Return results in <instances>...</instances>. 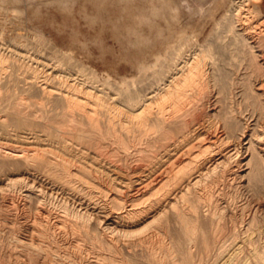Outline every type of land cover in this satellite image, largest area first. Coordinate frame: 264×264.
<instances>
[{"label": "bare ground", "instance_id": "bare-ground-1", "mask_svg": "<svg viewBox=\"0 0 264 264\" xmlns=\"http://www.w3.org/2000/svg\"><path fill=\"white\" fill-rule=\"evenodd\" d=\"M93 1L91 0V2ZM154 1H147V4L149 2L153 10H155ZM261 3L262 0L219 1L218 5L224 9V12L218 19L211 18L213 23V29L210 30L212 31V37L206 38L202 42H200V34L186 36L184 30L187 26L184 29V26L178 25L179 28L176 29L174 40L172 39L168 44L165 43V46L161 49L162 51L157 52V50H160L157 49L156 53L152 54V50L148 52L152 54L150 61L144 58L139 62L140 65L137 64L138 67L141 66V70L145 66H147V71L149 70L146 77L144 76L145 83L141 84L142 86L138 90H136L137 88L134 90L129 88L132 90L130 91L127 87L126 89L123 87L126 90L125 93L124 89L122 90L124 95L120 94L121 91L118 92L119 94L112 92L110 86H108V92L105 93L100 90L101 88L94 90L93 87H90L91 85H79L80 83L77 84L72 81L75 73L70 69L64 71L65 75L61 77L54 75L55 77L51 78V72L56 70V67H52L54 69L50 70L49 73L45 74L44 72L42 75L43 84L37 90L44 97L43 99L50 100V98H54L55 101L58 100L62 104L63 108H60L63 111L59 112V115L61 114L59 118L61 117L62 122L67 120L74 123L78 119L83 122L86 121L85 124L89 125V129L91 128L93 131L92 133L95 136H101V138L102 135L109 137V135L114 134L115 140L118 141L116 142L120 144L118 148L123 151L121 152L122 156H120L121 162L122 159L125 160L127 157L126 151L130 148V142L135 140L139 143L142 136L145 137L146 154L143 158L146 161L147 170L143 171L137 168L138 166L134 169L132 167V174L135 175L136 173L137 175V173L142 172L143 175L140 174L131 178L133 175L130 173V178H128V174V177L125 176L128 179L125 180L109 175L111 189L105 187L104 190L101 188L102 190L98 193L103 194L105 198L107 197L110 200L112 204L110 211L88 207L89 203L93 204L91 202L93 195L92 197L89 196L90 193L88 196H82L85 200L75 197L77 199V210L70 211L67 205L66 207L61 206V212L58 215L56 214L53 219H50L49 214L41 208L42 203L45 202L42 201L45 198L43 191L40 188L30 189L29 185L25 186V189H23L24 198L26 202L33 205V216L31 215L32 218H28L25 216L27 213H25V217L20 222L21 225L19 224L17 235L11 234L12 227L6 225L8 233L10 232L9 237L12 239L10 241L5 240L7 242L5 248L2 249L3 246H0V264H264V217L260 218L261 216H259L261 207L264 204V13ZM150 6L148 5L147 8ZM93 7H95L94 11L97 8L100 9L97 5ZM152 18L153 16L150 19L152 20ZM156 25L158 26V24L150 22L147 29L153 30L152 27H156ZM14 44L11 46L19 52L18 54L16 52V55H19L18 57L26 56L24 50L17 48ZM161 44L163 46V42ZM134 47H136V44ZM44 57L35 54L32 59L46 67L47 62L45 63ZM48 59L50 60V58ZM2 68L0 67V69ZM2 71H4V68ZM11 72L13 71L11 70ZM23 73H20L22 77ZM14 75H11V77L13 78ZM27 75L26 77H28ZM7 76L10 78L9 73ZM8 78H6L7 82H9ZM35 78L30 77L29 81L26 80L28 84L26 83L25 89L34 88L33 91L36 90ZM53 78L58 81L60 87L49 84L51 80L54 83ZM139 78L141 77L139 76ZM14 80L16 82L19 79L14 78ZM90 81V77H87L82 82L83 84L92 83ZM58 83L56 82V84ZM0 84L2 83L0 82ZM8 86L10 85L8 84ZM117 88L119 89V87ZM25 89L21 91L27 93L29 89L28 91ZM118 89L113 88V90ZM102 94L104 96L112 95L111 101L115 104L112 106L105 104L102 101L103 97L101 98ZM7 95L9 96V94ZM34 103L36 105V102ZM10 104L14 105V103ZM20 104H18V108H20ZM17 107L15 104V110L18 109ZM32 107L34 106L32 105ZM22 111L23 109L21 111L17 110L14 121L16 120L18 124L27 125L30 121L24 114L28 111L25 112L26 110H24L25 113ZM22 113L24 114L21 116ZM56 114L58 115V113ZM79 120L78 123H80ZM4 125L5 123L0 119V126L3 127ZM28 127L30 128V126ZM78 127H80L79 124ZM116 127L119 128V132ZM75 128L77 127L75 126ZM1 130L3 129H0L1 139L7 140L11 137L8 131ZM81 131H78L79 133L76 131L75 135L83 139L85 135ZM131 132L132 134L129 135ZM23 133L28 134V131ZM86 135L88 136V133ZM90 135L92 136V134ZM26 136L20 137L21 139L16 143L24 144L22 142L23 138H29ZM91 136L86 138L88 146H81V148L87 150L93 148L94 150L100 147L89 146ZM47 141L50 142V139H47ZM27 143L32 144L31 146H40V143H31L28 140L25 145H28ZM133 150L138 153L141 152L142 148L140 151L136 148ZM30 152L32 154H24L23 152V155H15V157L23 159L26 166L35 167L34 169L42 172L44 175L41 176L47 177L50 182L52 179L53 184L63 194L65 192L80 194L81 187L79 188L76 185L74 178H88L86 175L92 173V170L102 171L100 169L102 166L96 162L98 155L95 152L93 156H89L90 159L87 156L89 160L84 158L85 156L83 157L85 163L72 155L69 144L68 146H57L53 149H44L40 146ZM4 153L2 157H7L8 154ZM10 155L9 157H14V155ZM140 159L142 160V158ZM117 160L119 159L115 161ZM35 174H37L36 171ZM14 183L17 182L10 180L7 186L11 188L15 185ZM100 185L102 186V184ZM122 188H128L132 192L135 190L136 195L133 193L134 196H131L132 194L127 190L131 195L124 200V195L122 196L121 192L123 194L126 190L123 191ZM57 192L59 193V190ZM144 196H146L145 199H143ZM259 197L262 199V206L259 201L258 203L253 201ZM142 203V207H137ZM99 207L97 206V208ZM111 210H116L113 216H111ZM88 211H95V213L100 214L103 219L99 222L102 223V228L107 232L112 230L113 233L116 229H113L111 225H119L125 218L139 214L143 217L147 214L155 215L151 217L156 222L154 229L147 235V238L144 237V240L137 243L146 251L145 259L138 252L144 261L126 255L120 256L115 243L102 240L99 233L89 226ZM8 217L11 219L10 216ZM171 222L172 225H175V229H172ZM68 232L74 236V241L72 240L74 243L70 248L72 251L67 250L64 237L58 240V237L68 235ZM80 242L89 244L87 249L89 254L92 255L90 259H87L89 256H82L84 251L81 245L83 243ZM133 246L135 247L136 244L134 243ZM127 248H131V246ZM172 252L175 255H172ZM167 255H169V259ZM133 256L138 257L135 253Z\"/></svg>", "mask_w": 264, "mask_h": 264}, {"label": "rangeland", "instance_id": "rangeland-1", "mask_svg": "<svg viewBox=\"0 0 264 264\" xmlns=\"http://www.w3.org/2000/svg\"><path fill=\"white\" fill-rule=\"evenodd\" d=\"M147 1L148 0H99V2H98V0H94L93 1L94 3H93V2H91V0L90 1L89 0H0V65H1L0 67L4 68V71H2V72H1V70H3V68L0 69V74H1L0 75V82L2 83V84H0V88H1L0 93L2 94V96L0 94V111H1L0 112V119L3 121V123H5V125L8 124V126H6V127H5V125L3 127L0 126V129H3V130L5 129L6 131H8V134L10 133V136H11L7 140L0 138V153H1L0 164L2 161V164L0 165V167L3 169L2 170L0 168V234L2 235V236L0 235V246H3V247H1L2 249L7 246L5 244V243H7L6 241H10L12 239L9 237L10 232L8 233V229H7L6 225H9L12 227V233L11 234L17 235L18 231H19V224L21 225L20 222H22L21 220H23V217L27 216L28 218H32V216H33V213H32V212H34L32 209L33 205L26 202V199L24 198L23 189H25V186L29 185L28 187H31L30 189L40 188L43 191L45 198H43L42 201L43 202L45 201V202L44 203L41 202L43 204V205L40 204L41 208L43 210H45L44 211L45 213L47 212L49 214L50 219H53V218H55L56 214L58 215L61 212V210H62L61 206L66 207V205H67V208H69L70 211H74L75 209L77 210V208H76L77 207V205H76L77 199H75V197L77 196L76 198H83L84 199V197H82V196H88L90 193L91 194L89 196L92 197V195H93L94 198L92 197L93 200L91 199V202L93 204L89 203L88 207L91 206V207H95L97 210H104L105 209V211H110V209L112 207L110 200L107 197L105 198V196L103 194L98 193L102 189L105 190V187L107 189H111V187L109 186V183H110L109 175L111 174L112 177H117L118 179L121 178V179L125 180V179L130 178V175L132 174L131 173L132 167L134 169V168H136V166H138L137 168H140L143 171L147 170V167L145 166L146 161L143 158V156H145V154H146L145 153L146 152L145 151L146 145H145V140H144L145 137L142 136L139 143H138V141H135V140H133L134 142L133 141L130 142V144H129L130 148L126 151L127 157L125 160L122 159V162H121L120 156H122L121 152H123V151H121V149L118 148V146H120V144L117 143L118 142L117 139L115 140L116 137L114 134L109 135V137L102 135V138H101V136L99 137V135L95 136L92 133L93 131L91 130V128L89 129V125L85 124L86 121L83 122L82 120H79L76 115L75 116L77 117V119L80 121V123L82 125L80 123H78V120H75L74 123L70 122V121L68 122L67 120H64L62 122V120L60 119L61 117L59 118V116L61 115V114L59 115V112L63 111V109H61V108H63L62 104L58 100L55 101L54 98H52V99L50 98V100L49 99H43L44 97H42L40 92L37 90V88L42 86V84H43L42 75L44 74V72H45V74L47 72L49 73L50 70L52 71V69H54L55 67H56V70H54L55 72L52 71L53 74L51 72V78L54 75L55 76L59 75L60 77L64 76L65 75L64 71L66 72V71H68V69H70L73 73L76 74V75L75 74L73 75V80H72L73 82H76L77 84L80 83L79 85H87V86L91 85L90 87H93L94 90L96 88H97V90L101 88L100 90H103L105 93H107L109 90L108 86H110V87H112V88L109 87L112 90V92L114 91V93H118L121 91L120 94H123V95L126 91L125 90L126 87L128 89L130 88L132 90L137 88L136 90H138V88H140V86H142L141 84L145 83L144 76L146 77V75L149 73L148 72L149 70L147 71V68H146L147 66L142 67L144 69L141 70L140 69L141 66L138 67L137 64H139L140 61L144 60V58L146 60L150 61L151 55L153 53H156L157 49H160V50H157V52L162 51L161 49H163L162 47L165 46V43L168 44L170 41H172V39L174 40V36H175L174 34L176 32V29L179 28L178 25L184 26V29L186 28L185 26H187V28L184 30L185 32L187 31L186 33L184 32V34L186 36L200 34V42H202L206 38L212 37L211 36L212 31H210V30L213 29V25H212L213 23H212L211 18L218 19L221 17L222 13L224 12V9L222 7H219V5H218L219 1H222V0H215L216 3L214 0H164V1L163 0H155L153 2L155 10L152 9L149 2L147 4ZM95 5H97V7L99 6L100 9H98V8L97 9L99 11L101 10L100 12L98 11V13H97V9H96V11H94L95 7H93V6H95ZM148 5L150 7L147 8ZM167 7H168V9H167ZM261 7H262V11L264 13V0H262ZM158 13L161 15L164 14L163 15L164 17L159 15ZM208 13H210V14H208ZM152 14H154V15H152ZM151 15L154 18V19L152 18L153 21L150 19L152 17ZM210 16H212V17H210ZM163 19H166V20H163ZM150 22L151 23L154 22V23L158 24V26L156 25V27H152L153 30L150 29L151 31L147 29V28H149L148 26H149ZM175 24H177V25H175ZM159 31H161V32H159ZM202 32H203V34H202ZM166 34H168V35H166ZM209 34H210V37H209ZM165 40H167L168 42ZM162 42H163V46H162V44L160 45V43H162ZM6 43H9V44H6ZM13 44L16 45L17 48H22L24 50V52L26 53V54L24 53L26 56L18 57L19 55L18 56L16 55L17 50L13 46H11ZM19 44L24 46L25 49H24V47L20 46ZM135 44H136V47H134ZM10 46H11V48L12 47L13 48L11 49ZM160 46H161V48H160ZM8 49H10L11 51ZM13 49H15L13 51L14 53L12 52ZM27 50H28V52H27ZM150 51L152 54L148 53ZM18 53L19 52H17V54ZM35 54L42 55V57L45 56L44 61H45V63L47 62V66H46L47 68L41 63H36L34 61V59H32V57H35ZM46 56H47V59L50 58V60L49 59L47 60ZM138 57H139V60H138ZM147 57H149V58H147ZM30 58H31V60H30ZM19 61H21V63H19ZM54 62L57 64L60 63L59 64L60 66L57 64L55 65ZM61 64H62V66H61ZM52 65H54V66H52ZM65 65H66V67H65ZM13 66H15V67H13ZM19 66H21V67L19 68ZM72 66H74V67H72ZM50 67H51V69H50ZM52 67H54V68H52ZM59 67H60V69H59ZM13 69L15 70V73H14ZM27 69H28V71H27ZM11 70L13 72H11ZM34 70H37V71L35 72ZM79 70H80V72H78ZM31 71L32 72L34 71V72L30 73ZM139 71H140V73H139ZM10 72H11V74H10ZM82 72L83 73L86 72V73L83 74ZM143 72H144V74H143ZM8 73L10 75V78L12 79L11 81L14 83H17L18 85L13 84L10 81V78H8V76H7ZM20 73L21 74L23 73V77ZM61 73H62V75H61ZM25 74L26 75L28 74L27 75L28 77H26ZM11 75H14V77L12 78ZM20 75L22 77V81H21ZM31 75H33V76H31ZM1 76H2V78L4 76V78L2 79ZM24 76L28 79H26ZM59 76H58V78H59ZM139 76L141 78H139ZM30 77H34V78L37 77L34 79V81L36 83L35 84L36 85L35 91H33L34 88H32V89L28 88L29 91H28V89H25V85L28 84L27 82L29 81ZM87 77H90L92 83L83 84V82H82L83 79L87 78ZM6 78H8L10 83L7 82ZM14 78L19 79V80H16V82H15ZM39 79H41V80H39ZM26 80H28V81H26ZM18 81H19V83H18ZM53 81H54V83H52V80H51V83H49V84L54 85L55 87H57V86L60 87V84L58 83V81H55L54 78H53ZM56 82L58 84H56ZM8 84L10 86H8ZM1 85H2V87H1ZM20 85H22V86H20ZM20 87L23 89H21ZM117 87H119V89L121 87L122 88L119 90ZM123 87H125V89ZM113 88L114 89L116 88L119 91L113 90ZM24 89L27 90L29 93L28 92L26 93V91H24V92L21 91ZM123 89H124V93H122ZM6 90L8 91V93H6L7 92ZM91 90L93 91V89H91ZM132 90H130V91H132ZM115 91H117V92H115ZM36 92H37V95H36ZM7 94H9V96ZM39 96H41L42 98ZM4 97H5V99H4ZM111 97H112V95L111 96L110 95L104 96V94L101 95L102 101H104L105 104H109L112 106L115 103L111 101ZM7 102H9V103H7ZM30 102H31V105H30ZM34 102H36V105ZM40 102H41L42 106L40 105ZM4 103H6V104H4ZM10 103H14V105L13 104L11 105ZM20 103L22 104V106ZM15 104H16V107L18 106V104H20L19 105L20 108L17 107L18 108L17 110L21 111L23 109L22 112H24V110H26L25 112L28 111V113L24 112L25 114L22 113L20 115L22 116L24 114V116H26L28 118L30 123H32L31 125H30V123L27 125L18 124L16 122V120L14 121V119L17 116V114H16L17 110H15V108H14ZM24 105H25V108H24ZM32 105L34 107H32ZM38 106H39V109H38ZM1 107H2V110H1ZM11 107L13 108L14 111L13 110L11 111ZM7 108H8V110H7ZM50 110H52V111H50ZM29 113H31V114H29ZM56 113H58V115ZM47 114H48V116H47ZM52 115H53V117H51ZM12 116H15V117H12ZM46 117H48V118H46ZM51 118H52V120H51ZM6 119H8V120H6ZM46 120H48V121H46ZM57 120H58V122H57ZM59 121H61V122H59ZM10 123H12L11 124L12 126L9 125ZM61 123H63V124H61ZM33 124H34V126H33ZM78 124L80 125V127L82 129L80 127H78ZM40 125H41V127H40ZM18 126H20L22 129L19 128ZM22 126L24 128L27 126L26 128L28 130L26 128L24 129ZM28 126H30V128ZM75 126L77 128H75ZM56 129H58V130H56ZM3 130H1V131H3ZM27 131H28V134L23 133V132L26 133ZM45 131H46V133H45ZM69 131L71 134L69 133ZM76 131L77 132L81 131L83 133V135H85L83 137V139H80L75 135ZM117 131L119 132V128H117ZM49 132H51V133H49ZM86 132L88 133V136H91L90 134H92V136L90 138L91 142L89 143V146H100L101 148L99 147L98 149H94V150H93V148L92 149L90 148L88 150L81 148V146H88V142H86V138L88 137L86 135L87 134ZM54 133L55 134L57 133V134L55 135ZM45 134H47L49 137L47 138V135H45ZM58 134H60V136H58ZM131 134H132V132L129 133V135H131ZM14 135H15V137H14ZM23 135L24 136L27 135L26 137H29V138L28 139L23 138L22 142H24V144L23 143L22 144L16 143V141L20 140L21 139L20 137H23ZM57 136H58V138H57ZM97 137H99V138H97ZM9 139H11V140H9ZM47 139L48 140L50 139V142L47 141ZM27 140L30 141L31 143H40V146H42L44 149H49V148L53 149L54 147L56 148L57 146H68V144H69V148H70L72 155H74L78 159H81V161H83V162H85L84 158H87V156L89 158V156H93V154L96 153L98 155L96 158V160L97 159L98 160L96 162H98V164L100 163L99 165L102 166V167H100V169L102 171L96 172V171L92 170L93 174L90 172L89 175H86V176H88V178H85V177L84 178H79V177L74 178L75 179L74 182L76 183V185H78L79 188L81 187L80 191H79L80 194H74V193L72 194L71 192H67V193L65 192L63 194L60 191V189H58V187L55 184H53L52 179L50 182V180H48L47 177L41 176V175H44V174H42V172L38 171L37 169L35 170L34 169L35 167H32L30 165L26 166V163L24 164L23 159H21V158L18 159L19 157L18 158L15 157V155H17V156L23 155L22 154L23 152H24V154H26V153L32 154V152H30L31 150H34V148L38 149L40 147V146H36V145L31 146L32 144L29 145V143H27L28 145H25ZM38 140H39V142H38ZM97 141H98V143H97ZM42 142H43V144H41ZM136 145H137V147H136ZM134 148L139 149V151L142 148V150H141V152L135 153L133 150ZM2 152L3 153L7 152L4 154H8L7 155L8 158L2 157V154H3ZM83 152H84V154H83ZM91 152H93V153H91ZM97 152H99V153H97ZM10 154H12V155H10ZM9 155L10 156L14 155L15 158L9 157ZM80 157H82V158H80ZM140 158H142V160ZM7 159H8V161H7ZM114 159L115 160L119 159V160H117L118 161L117 162ZM140 161H142L143 163ZM8 162L10 165L8 164ZM6 163H7V165H6ZM3 164H5L7 167ZM15 166H16V168H15ZM18 166H20L19 167L20 169L18 168ZM112 166H114V167H112ZM129 167H131V168H129ZM4 168H6V169L4 170ZM107 169H108V171H107ZM35 171L37 174H35ZM113 173L114 174L118 173L119 175H114ZM28 174H30V175H28ZM128 174H129V177H128ZM140 174L143 175L142 172L137 173V175H136V173H135V175L132 174L133 177L131 176V178H134V176L135 177L139 176ZM32 176H33V178H32ZM92 176L95 178L92 179L93 178ZM125 176L128 178H126ZM10 180H12V182H13V180L15 182H17V183H14L15 185H13L11 188L9 186H7V184L9 183ZM86 182H89V183H86ZM92 183L93 184L95 183V184L93 185ZM23 184H24V187H23ZM34 184H35V186H34ZM82 184H85V185L82 186ZM100 184H102V186L104 188ZM50 185L53 189L50 187ZM87 186H89V187H87ZM48 188L50 189L49 192L47 191ZM57 189L59 190V193L57 192L58 191ZM121 190H123V191L126 190L123 194L121 192V195L125 196V197L123 196L124 200L129 198L131 194H132L131 196H134V194L136 195L135 190H133V192H132V190H129L128 188L127 189L122 188ZM127 190H129L131 194ZM87 191H88V193H87ZM71 194H72V196H71ZM97 196H99V197H97ZM146 196H144L143 199H145ZM259 198L254 199L253 201H254V203H258V201H259L261 206H262V202H261L262 199H261V197H259ZM48 199H50V200H48ZM101 199H102V201H101ZM25 202H26V204H24ZM103 204L105 205V207ZM108 204H109V206H108ZM23 205H24V207H23ZM99 205L101 208L99 207ZM4 206H8V207H4ZM17 206H18V208H17ZM97 206L99 208H97ZM142 206H143V203L137 207H142ZM29 207H31V208H29ZM102 207H104V208H102ZM13 209L16 212V214L13 211ZM111 211H112L111 216H113V214L116 213V210H114V211L111 210ZM6 212H8L7 214H8V216H10L11 219H9ZM19 212L22 214H20ZM88 212H89L88 213V215H89V217H88L89 218L88 219L89 226L92 227L94 230H96L99 233V237H101L102 240L115 243L117 245V249L119 250L118 253L120 254V256L126 255V256H129L131 258H134V259L136 258L137 260H143L144 261L145 256H146L145 255L146 251L142 247L138 246L137 243H138V241L144 240L145 239L144 237L147 238V235L154 229L156 222L151 217H154L155 215L151 216L152 214H147L146 216L143 217L141 214H139V215L130 216L131 218L130 217H128L127 219L125 218L122 221L123 223L121 222L119 225L117 224L118 226L116 224L111 225L113 227V229H116L113 233L112 230H108V232H107V230L102 228L103 227L102 223L101 224L99 223L101 220L103 221L100 214L95 213V211H91V212L88 211ZM25 213L29 214L30 216L27 214L25 215ZM259 216H261L260 218L264 217V204L261 207V211L259 212ZM19 217H20V219H19ZM16 218H17V220H16ZM3 219H5V220H3ZM88 221H87V223H88ZM107 222L110 223L109 221H107ZM171 225H172V222H171ZM171 227H172V229H175L174 224ZM67 234L68 235H66V236L60 235L61 237H58V240H61V238L64 237V239L66 240V243H67L65 245L68 248L67 250L72 251V249H70V248L72 247L71 245H73V243H74L73 242L74 236H72L69 232ZM6 238H8V239H6ZM140 238H142V239H140ZM130 242H131V244H130ZM80 243L81 244L83 243L81 245V248L84 251L82 256H86V257L89 256V257H87V259L88 258L90 259V256H92V255L89 254L88 249H87V248H89V244L87 242H80ZM134 243L136 244L135 247L133 246ZM128 246H131V248H127ZM128 249H129V251H127ZM130 250H131V252H130ZM132 251H133V254H132ZM141 251L142 252L145 251V252L142 253ZM138 252L141 253V256H143L144 259L140 256V254ZM134 253L139 258L136 256L134 257L133 256ZM130 254H132V255H130ZM171 254L175 255L174 252H172ZM167 256L169 259L170 258L169 255H167Z\"/></svg>", "mask_w": 264, "mask_h": 264}]
</instances>
